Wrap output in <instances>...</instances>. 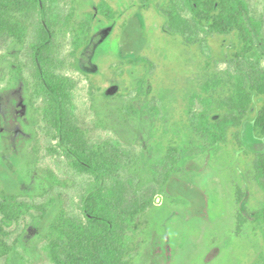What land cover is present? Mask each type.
I'll return each mask as SVG.
<instances>
[{"label":"rangeland","instance_id":"1","mask_svg":"<svg viewBox=\"0 0 264 264\" xmlns=\"http://www.w3.org/2000/svg\"><path fill=\"white\" fill-rule=\"evenodd\" d=\"M102 1L112 12V34L103 41L93 62L96 64L84 68V57L75 51V37L80 25L94 13L93 7ZM131 1L49 0L44 17L31 13L24 18L28 31L21 45L10 39L0 41V115H8L13 101L20 98L21 89L10 84L16 66L28 83L32 105L23 127L33 137L17 163L18 171L53 177L52 188L39 183V178L32 185L24 180L20 200L48 207L53 197L58 198L67 216L83 219L81 196L87 183L93 181L59 150L53 131L41 120L44 104L32 93L36 70L32 45L44 27L50 43L48 66L74 85L69 111L75 125L86 132L91 144L116 143L127 151L124 167L116 177L130 179L131 191L153 187L154 207L135 221L140 244L131 264H256L264 257V230L247 224L235 233L233 198L235 187H239L247 193L249 212L264 206V189L253 180L255 149H248L255 138L252 113L239 127L228 129L218 145L200 133L194 117L193 126L188 122L202 109L195 99L189 113L191 97L200 94L202 84L211 76L234 73L233 36L209 35L200 44H186L178 35L161 32L164 19L147 17V43L140 53L145 62L130 65L126 57H117V44L121 47L119 37ZM153 1L156 5L161 2ZM245 1L250 16L261 22L264 39V0ZM171 5L189 19L180 0H170L162 13ZM95 31L92 28L91 36ZM170 148L180 168L164 191L147 170L155 168L161 174L155 162ZM260 181L264 185V180ZM39 214L33 208L17 222L2 226L0 213L4 242L11 246L17 241L18 246L13 255L0 257V264H52L41 236L23 241L32 230L29 224Z\"/></svg>","mask_w":264,"mask_h":264},{"label":"trees","instance_id":"2","mask_svg":"<svg viewBox=\"0 0 264 264\" xmlns=\"http://www.w3.org/2000/svg\"><path fill=\"white\" fill-rule=\"evenodd\" d=\"M182 1L190 14V20L174 10L168 18L172 31L186 44H200L209 35H231L234 39L231 61L235 64L234 73L224 77L211 76L202 84L200 94L191 97L189 113H192L195 99L202 109L188 119L189 124L194 125V117L200 133L218 145L224 141L228 129L239 127L246 115L252 113V132L264 142V39L261 22L250 16L245 0ZM48 2L0 0V41L10 39L21 45L28 31L24 18L31 13H39L44 17ZM97 8L103 12L108 6L101 2ZM91 23V20L87 21L78 28L77 49L87 43L89 35L84 31L88 30ZM145 44V40L137 39L135 48L138 50ZM32 47L36 64L32 93L34 98L42 100L44 104L41 120L50 127L49 131H53L59 150L71 159L74 167L92 177L93 181L87 183L81 196L83 219L67 216L58 198L53 197L48 207H34L20 200L24 194V180L31 184L39 178V183L52 188L53 177H36L18 171L17 163L24 156L33 136L23 127L32 107L30 96L27 95L28 83L21 76V69L16 66L10 84L14 89H21L20 98L14 104L15 110L20 112L0 115L1 225L10 226L21 215L29 214L36 208L40 214L29 224L32 230L25 234L23 241L41 236L46 242L45 253L52 264H131L140 244L135 221L154 207L153 187L131 191L133 186L130 179L121 181L116 177L124 167L127 151L116 143L93 145L86 132L75 125L69 111L74 85L68 78L53 74L48 66L50 43L46 28H41L37 42ZM137 59L138 62H144L140 56ZM235 135L239 148L241 143L238 133ZM257 147L253 153V180L264 189L260 181L264 177V145ZM173 150L167 149L166 156L155 162L161 174L155 168L147 170L152 180L164 191L180 168L172 154ZM246 195V191L235 187L236 234L247 224H252L255 230L261 227L264 230V206L249 212ZM2 230L0 226V257L13 255L18 247L17 241L11 246L6 245L3 238L6 234ZM256 264H264V257L260 256Z\"/></svg>","mask_w":264,"mask_h":264},{"label":"flooded vegetation","instance_id":"3","mask_svg":"<svg viewBox=\"0 0 264 264\" xmlns=\"http://www.w3.org/2000/svg\"><path fill=\"white\" fill-rule=\"evenodd\" d=\"M169 1L170 0H161V2H159L157 5L154 3L153 0H132L131 1L130 5H129L131 11H130V13L128 15V18L124 21V23L122 25V33H121V36L119 37V43L121 44V47H120L119 44H117V46H118L117 57L119 59L126 57V61L130 65H134L136 63H141V62H138L137 57L138 56L141 57L140 53L144 50L143 49L144 47L143 48H139L137 50V48H135V46L137 44V39L145 40V42L147 43V41H146L147 40V35H146L147 34V30H146V28H147V19L148 18L155 19L156 21H158V18L164 19V25L162 26V28H160L161 32L163 34H165V35H168V36L177 35V34H175L172 31L171 26L169 25L168 15L173 10L177 11L180 14L179 8L173 7L171 5L167 9L168 11H166V13L165 12H164V14L162 13V10L164 9L166 3H168ZM180 1L182 2L183 6H184L183 1L182 0H180ZM102 2H104L105 5L108 6V8H106V10H103V12H100L98 10V8H97V6L100 4V2H99L96 5V7H93V12L94 13L89 14V16L87 18L88 22L90 20L92 22L91 25L88 27V30L86 29V31H84V33L86 32L87 35H89V39H88L87 43L84 44L83 45L84 47L81 48V49H77L74 46L75 47V51L80 53L81 57H84V60H83V63H82L84 68L85 67L89 68L90 66H93L94 64H96V63L93 64V62H94V59H95L96 55L99 53L100 47H101V45L103 43V42L99 43L100 38H101L100 37V32L103 29H105V28L112 27V12H111V9H110L109 5L105 1H102ZM149 7H151V11L148 9ZM184 8H185V6H184ZM144 17H145V20H144ZM188 20H190V17H189ZM87 21H85V23ZM94 27H95L96 31L93 34V36H91V30ZM77 34H78V32H77ZM111 34L112 33H110L109 36ZM74 45H76V37H75ZM119 47H120V49H119ZM137 52H139V53H137ZM130 56H132V57L129 58ZM142 59L145 62V59L144 58H142ZM14 104H15V101H13V109H12V111L9 114H11L12 112H15V113H17V112L19 113L20 112V111H16L15 110V107H14L15 105ZM253 135H254V133H253ZM255 139L258 140L255 137L254 141H255ZM254 141L250 144V147L248 145L246 147L247 148L249 147L248 149H255V147H252V146H260V147L262 146L263 147L264 142L258 140L259 143H255ZM256 148H258V147H256ZM261 179L264 180V177L261 178ZM166 258L169 259V256H166Z\"/></svg>","mask_w":264,"mask_h":264},{"label":"water","instance_id":"4","mask_svg":"<svg viewBox=\"0 0 264 264\" xmlns=\"http://www.w3.org/2000/svg\"><path fill=\"white\" fill-rule=\"evenodd\" d=\"M111 31H112V27H108V28L103 29L100 32V37L101 38H100L99 43H102L109 36V34L111 33ZM18 130H17V132H18Z\"/></svg>","mask_w":264,"mask_h":264}]
</instances>
